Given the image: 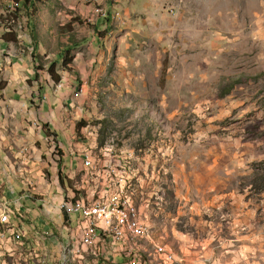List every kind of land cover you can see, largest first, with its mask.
I'll list each match as a JSON object with an SVG mask.
<instances>
[{
  "label": "rangeland",
  "instance_id": "rangeland-1",
  "mask_svg": "<svg viewBox=\"0 0 264 264\" xmlns=\"http://www.w3.org/2000/svg\"><path fill=\"white\" fill-rule=\"evenodd\" d=\"M5 3L0 0V37L10 25L16 40H0V98L14 100L0 107L10 117L5 127L24 138L1 146L12 166L0 165V199L9 191L6 179L16 189L24 184L27 171L13 164L35 141L26 134L36 133L37 121L48 132L40 116L45 109L36 103L73 94L74 105L61 109L62 134L90 151L93 159L87 154L84 163L93 162L97 189L110 176L116 185L129 181L127 193L108 194L129 217L113 223L127 238L121 250L135 242L128 238L130 220L144 227L138 234L146 239L131 250L133 258L110 250L112 262L97 258L102 246L92 252L79 242L75 223L61 221L50 200L60 192L64 149L50 138L33 189L23 186L30 198L22 197L15 215L25 237L18 230L23 240L0 252V264H264V0L21 1L15 14ZM5 57L11 62L2 65ZM65 57L71 62L64 69ZM53 61L58 86L46 72ZM30 104L38 108L37 121L22 123L26 133L17 131ZM61 173L65 196L95 188L86 186L82 169L73 178ZM95 195L91 203H72V210L106 199L104 189ZM5 217L8 211H1ZM0 225L13 236V222Z\"/></svg>",
  "mask_w": 264,
  "mask_h": 264
},
{
  "label": "crops",
  "instance_id": "crops-1",
  "mask_svg": "<svg viewBox=\"0 0 264 264\" xmlns=\"http://www.w3.org/2000/svg\"><path fill=\"white\" fill-rule=\"evenodd\" d=\"M89 9H91V8H89ZM4 59H5V61H4V63L2 65H6V64H9V62H11V57H5ZM32 61H30V66L33 65ZM0 62H1V59H0ZM21 64L22 63H20L19 66H21V68H24V66H22ZM0 70H1V63H0ZM27 72H30V69H28ZM9 85H10L9 86V88H10L12 86V83L9 84ZM65 86H67V85H65ZM40 87H43V85L40 84ZM4 89H5V87L2 88V90H4ZM0 91H1V89H0ZM8 92H10L9 89L6 92V94ZM42 93H43V91H42ZM32 97H30L28 99L29 102L32 99L36 100L34 95ZM39 98L40 97L38 96V99ZM76 99H78V98H74L73 94H71V96L70 97H66V99H64V97H60V99H59V97L53 98L51 96H48V97H46L45 100H41V98H40V100H41L40 102H37V103L35 102L36 104L41 105L39 109H41V110L43 108L45 109V112H40L41 113L40 116L42 117L41 118V122H45L47 124V125L44 124L45 125L44 128H47V129L49 128L48 132L45 129L41 130L40 121L36 120V118H37L36 112L38 111L37 110L38 108H37V106L34 107L33 104H30V106L29 105L27 106L26 119H24V117L22 115L20 120L16 121L17 125H15V127H16L17 131H19V130L23 131L22 123H25V122L28 124V122L31 123V122H33V120H36L37 121L36 122L37 125H40V127H33V129L37 130L36 133H34L33 130H32L31 133L26 134L27 135L26 138H28V140L30 142L33 140V138H34L35 141H33V143L31 145L27 146L26 149L25 148L22 149L21 152H23L25 154L21 155V152L18 153V155L20 156V157H18L19 159H16V157H15L16 154H17L16 151L14 153H11L10 151H8L9 154L14 155L16 161L18 160L17 162L15 161V164H13V165H16V164L18 165V163H19V167H20L19 169L24 168L27 171V173L23 174V176H24V178L22 177L23 180H21V182L23 181V183H24V184L21 183L23 186H25V185H27V187L31 186L32 189H33L34 185L32 183L31 177L36 176L35 175V168L37 167V165L40 163V160H41L40 157L42 156V148H43L42 144H44V142H46V140L48 141V139H50V138H55L58 141L59 145H61V147L62 146L64 147V149L62 151V155H61L63 158L62 159L59 158V161L61 160L60 161L61 171L64 170V173H66L68 178H73V174L76 172V170L80 169V163H84L85 155L88 154L90 156V159L91 158L93 159V157L90 154V151L87 150L86 148H84L83 151H81V153H80V150H82L81 149L82 145H81V143L79 141H77L74 138L72 140L69 137V135L66 136V135L62 134V132H61L62 129L60 128V125H61L60 121H63L62 117L64 116V113H61V111H62L61 109L62 108L63 109L64 108L65 109L71 108V105L73 106L74 103L77 101ZM13 100H14L13 97H8V100L0 98V106H1L2 103H7V101L11 102ZM1 110H2V108L0 107V149H2L1 146H4L5 148H7V147L12 148L13 146L15 147L14 142H12V141L15 140V142H19L21 140V138H24V136H21V135H19L17 133L11 132L12 129H10L9 125H8L7 128L5 127V124H6L5 122L6 121L4 119L9 121L10 117H9V114H6L8 112H1ZM8 110H9V108H8ZM4 115H7L8 117L4 118L3 117ZM27 129H29V128H27ZM23 132H25V131H23ZM58 137L60 138V140H59ZM63 137L65 139H63ZM61 139L64 140V143H62ZM90 140H92V139H90ZM91 142H93V141H91ZM37 144H38V146H37ZM102 156L104 157L105 153L103 154V152H102ZM4 159H5V161H4ZM10 162L11 161L9 160V156H7L6 154H3V156H0V165L2 163H4L7 166H8V164H10L9 166H12V163H10ZM117 165L122 167L121 164H119V161H118ZM120 167H118V168H120ZM112 174H113V171H112ZM20 175H21V173H20ZM40 176H42V175H39V177ZM83 177H84L83 181L88 183V184H86L87 187H89V186L95 187V186L92 185V180L93 179H92V174L91 173L84 172ZM8 179H6V180L9 182L8 185H10L9 186V191L7 193L4 192V194L7 197L13 198V201H16L14 203L13 207L15 209H18L19 208L18 206H20L19 204H20V202L22 200V197H26V198L28 197L27 199H29L30 195H28V193H25V192L22 194V192L24 191L23 190L24 187L22 186V187H20L21 189L20 188L16 189L13 186V184H11V182L13 181L12 178H8ZM114 179L115 178H113L111 176L108 177V179H106L107 185H104L105 187L103 188L105 190V192H106V189H108L110 186H115L116 185L115 182H114ZM7 181H6V183H7ZM4 183L5 182H3L1 180V178H0V188H1V186H3ZM58 183H59V181H58ZM120 183H122V182H120ZM128 184H129L128 180H127L126 184H124V185L120 184V194L127 193V189L129 187ZM49 186H51V185H49ZM59 186H60V184H59ZM59 186H58V188H59L60 192H58V196L56 198H54V199L53 198L50 199L53 203H57V205H58V203L60 201L64 202L66 198H71V196H73L74 194H75V199H80L83 202L91 203L96 198L100 197V196H96L95 195V194H97V190H99V192H101L103 190V189L101 190L100 188L97 189V187L90 188L89 192L86 193V191H85L86 194L85 195H81V193L78 192V190L85 189V187H83V188H80V189H75V191L71 192L72 193L71 195L67 194L65 196L64 187H61V186L59 187ZM65 189H68V188L65 187ZM57 191H58V189H57ZM20 192H21V194H19ZM45 193H46V195L48 194V188L45 190ZM117 193L118 192H116V191H108L109 195H117ZM1 197H2V195L0 196V198ZM47 198H48V195H47ZM55 199L57 200V202L54 201ZM129 202H130V207L137 212L138 217L140 219V222H142V223L147 225V223L141 218V212H140L139 207L133 202V200L129 201ZM27 209L32 210L33 208L30 207V208H27ZM57 212H58L59 218H61V221H65L67 223L66 217L64 216V214L61 213L59 209H57ZM72 223H74V222H71V224ZM65 226H66V224H65ZM20 231L23 232L22 230H20ZM11 235L12 234L9 232V230L5 231L3 229V226L0 225V252L7 251L6 249H4L6 246H8L7 245V238H5V237H10ZM23 235L25 237V233L24 232H23ZM141 239H146V238H143V237L140 238L139 237V238H137L135 240L134 243H129L128 247H129L130 250H126V251L133 250L135 248L137 242L139 240H141ZM101 244L102 243H96L97 247H94V250H97L98 247L101 246ZM121 248H122V245H121ZM2 249H4V250H2ZM138 249L136 251H138Z\"/></svg>",
  "mask_w": 264,
  "mask_h": 264
},
{
  "label": "built area",
  "instance_id": "built-area-1",
  "mask_svg": "<svg viewBox=\"0 0 264 264\" xmlns=\"http://www.w3.org/2000/svg\"><path fill=\"white\" fill-rule=\"evenodd\" d=\"M17 0H6L9 3V6ZM83 151V149L81 150ZM80 151V153H81ZM92 166L93 164H85L80 163V169L83 172H88L92 174ZM123 184V183H120ZM120 184L115 186H110L106 189V199L101 204V208L96 214V221L98 219H109V217L119 214L117 209L109 208V200L108 199V191H116L120 194ZM81 200L75 199V194L71 196V198L67 199L66 202H59L57 207L61 213L66 217L67 223L74 222L75 227L77 228V232L79 233L78 238L79 242L83 243L86 247H91L92 252H94V243H102V251L100 254L106 256L109 251L112 249H116L124 253V255L133 258V251L121 250V241H125L123 239V227L120 224H114L113 227H109V229H96V225L88 224V216H84L83 214L76 213V210H72V203H80ZM14 202L9 200L6 196L4 199H0V222L2 221H11L13 222V236L5 237L7 238V245L9 243L19 244L20 240H23L24 237H18V230H22V227L17 225V222L14 220L15 215L19 212L17 209L13 207ZM1 211H8V218H1ZM134 232H138V230H134ZM4 249H7L5 247Z\"/></svg>",
  "mask_w": 264,
  "mask_h": 264
},
{
  "label": "bare ground",
  "instance_id": "bare-ground-1",
  "mask_svg": "<svg viewBox=\"0 0 264 264\" xmlns=\"http://www.w3.org/2000/svg\"><path fill=\"white\" fill-rule=\"evenodd\" d=\"M86 164H93V162L88 157H86ZM103 201H105V200H98L95 203H93L92 205H89L88 207H82L83 205H79L76 209V212L80 211L79 212L80 214H83L84 216H88V224L89 225H96V229H98V228L99 229H109V227H113V223H114L115 219L129 220L128 214L125 210H123L121 208V204H119L118 202L114 203L112 201H109V208L110 209H117V212L119 214H115V215L109 217V219H98V221H96V214L95 213H97L99 211ZM130 222H131L132 235L128 238H130V240H132V241H135L139 237L138 232L140 230H143L144 227L142 225H139L134 220H130ZM134 230H138V232H134ZM123 239L125 241H122V242L125 245L127 238L123 237Z\"/></svg>",
  "mask_w": 264,
  "mask_h": 264
},
{
  "label": "trees",
  "instance_id": "trees-1",
  "mask_svg": "<svg viewBox=\"0 0 264 264\" xmlns=\"http://www.w3.org/2000/svg\"><path fill=\"white\" fill-rule=\"evenodd\" d=\"M21 1H23L24 3L27 2V3H30V4H33L35 1H49V0H17L16 2L12 3L11 6H9V4L6 2L5 4L7 5L8 8H13L15 9V11L13 12V14H15L18 10H19V7H20V3ZM90 4L88 3V6ZM105 10V9H104ZM101 15V14H100ZM103 15H106V18L108 20V16H110V12L106 11L104 12ZM6 30V32H4L1 37H0V40H1V43H5L7 44L8 42H15V34L13 33V31L11 30V27L10 25L6 26V28L4 29V31ZM66 54V51L64 52ZM71 62L70 59H66V57L62 60V65H63V68H67V65ZM56 61H53L51 62L47 67H46V72L47 74L49 75L50 77V81L53 82V83H56V86L60 85L62 83V80L60 81L61 77L59 75V73L57 72L56 70ZM58 165H60V162H58ZM66 177L61 173V170H58V181H59V184L64 187L65 186V181H66ZM69 180V179H68ZM102 246V244H101ZM98 259L102 260V261H106V262H112V259L110 257V255H101L99 254L97 256Z\"/></svg>",
  "mask_w": 264,
  "mask_h": 264
}]
</instances>
